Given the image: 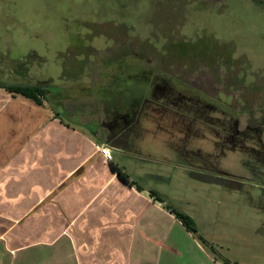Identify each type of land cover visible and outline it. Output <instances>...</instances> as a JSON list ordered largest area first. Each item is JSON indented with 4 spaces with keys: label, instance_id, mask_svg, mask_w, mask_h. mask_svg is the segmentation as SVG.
<instances>
[{
    "label": "rangeland",
    "instance_id": "rangeland-1",
    "mask_svg": "<svg viewBox=\"0 0 264 264\" xmlns=\"http://www.w3.org/2000/svg\"><path fill=\"white\" fill-rule=\"evenodd\" d=\"M223 5L0 0V83L46 82L69 122L92 96L108 119L85 132L119 135L128 172L192 212L215 258L264 264V129L248 123L264 105V5Z\"/></svg>",
    "mask_w": 264,
    "mask_h": 264
},
{
    "label": "crops",
    "instance_id": "crops-1",
    "mask_svg": "<svg viewBox=\"0 0 264 264\" xmlns=\"http://www.w3.org/2000/svg\"><path fill=\"white\" fill-rule=\"evenodd\" d=\"M65 104L0 89V264H229L128 172L134 156L119 135L85 132L108 119L105 108L79 98L83 114L69 122L59 112H70Z\"/></svg>",
    "mask_w": 264,
    "mask_h": 264
},
{
    "label": "trees",
    "instance_id": "trees-1",
    "mask_svg": "<svg viewBox=\"0 0 264 264\" xmlns=\"http://www.w3.org/2000/svg\"><path fill=\"white\" fill-rule=\"evenodd\" d=\"M21 67L24 66L23 63L20 64ZM0 89L5 90L7 93L12 96H21L25 99L31 100L37 105H42L43 100H47L48 94L50 92L49 87L46 86V82L44 84L39 85H31V84H4L0 83ZM119 177L128 182V176L126 174L121 173L117 170ZM134 185V183H129ZM150 194L159 202H166L165 199L159 195L158 193L151 191ZM166 208L172 213L177 220L181 222L186 231L196 234L197 226L195 221L187 214L177 210L170 204H166Z\"/></svg>",
    "mask_w": 264,
    "mask_h": 264
},
{
    "label": "flooded vegetation",
    "instance_id": "flooded-vegetation-1",
    "mask_svg": "<svg viewBox=\"0 0 264 264\" xmlns=\"http://www.w3.org/2000/svg\"><path fill=\"white\" fill-rule=\"evenodd\" d=\"M252 1L258 5H264V0H252ZM214 2L216 3V6H215L216 11L217 12L220 11L224 6L223 5L224 0H214ZM228 61H229V58L225 56L224 53L216 54L214 57L209 59V62L212 64H218V63L223 64V63H227ZM218 82L219 81L216 77H213L212 79L209 80V83L214 84V85L218 84ZM252 112L256 114H261L262 116L259 115L258 118H254L252 119L253 121H248V123H252L264 129V105L262 106L260 105L258 109H255Z\"/></svg>",
    "mask_w": 264,
    "mask_h": 264
},
{
    "label": "built area",
    "instance_id": "built-area-1",
    "mask_svg": "<svg viewBox=\"0 0 264 264\" xmlns=\"http://www.w3.org/2000/svg\"><path fill=\"white\" fill-rule=\"evenodd\" d=\"M99 154L103 157L104 161L111 162L113 159L112 151L107 146H101L98 149Z\"/></svg>",
    "mask_w": 264,
    "mask_h": 264
}]
</instances>
